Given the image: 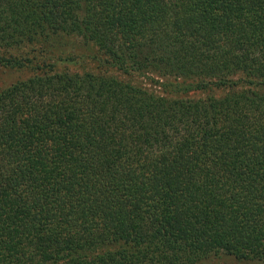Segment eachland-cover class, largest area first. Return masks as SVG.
<instances>
[{
  "label": "trees",
  "instance_id": "1",
  "mask_svg": "<svg viewBox=\"0 0 264 264\" xmlns=\"http://www.w3.org/2000/svg\"><path fill=\"white\" fill-rule=\"evenodd\" d=\"M0 264H264V0H0Z\"/></svg>",
  "mask_w": 264,
  "mask_h": 264
},
{
  "label": "rangeland",
  "instance_id": "2",
  "mask_svg": "<svg viewBox=\"0 0 264 264\" xmlns=\"http://www.w3.org/2000/svg\"><path fill=\"white\" fill-rule=\"evenodd\" d=\"M0 77H2V78H9V77H7V76H5L4 74H2ZM6 80H9V79H6ZM229 264H231V263H229Z\"/></svg>",
  "mask_w": 264,
  "mask_h": 264
}]
</instances>
